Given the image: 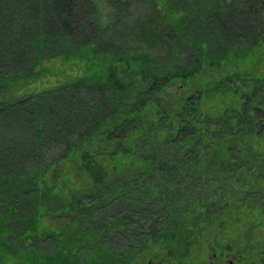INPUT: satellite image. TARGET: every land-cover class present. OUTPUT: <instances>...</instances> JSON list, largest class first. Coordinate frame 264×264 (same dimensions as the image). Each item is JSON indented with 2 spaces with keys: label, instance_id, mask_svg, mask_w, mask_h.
I'll use <instances>...</instances> for the list:
<instances>
[{
  "label": "trees",
  "instance_id": "trees-1",
  "mask_svg": "<svg viewBox=\"0 0 264 264\" xmlns=\"http://www.w3.org/2000/svg\"><path fill=\"white\" fill-rule=\"evenodd\" d=\"M262 182L264 0H0V264H264Z\"/></svg>",
  "mask_w": 264,
  "mask_h": 264
},
{
  "label": "rangeland",
  "instance_id": "rangeland-1",
  "mask_svg": "<svg viewBox=\"0 0 264 264\" xmlns=\"http://www.w3.org/2000/svg\"><path fill=\"white\" fill-rule=\"evenodd\" d=\"M55 82L56 80L52 81L51 79V83L56 84ZM176 89L179 90L178 85L173 86L171 89H169V91H177ZM260 187L262 193L254 200L258 210L263 212V214L260 212V215L264 216V182L260 184ZM52 222H54L56 225L58 223L56 221ZM239 230L240 227H235L232 231L229 227L225 226L222 229H216L214 231L215 234L220 235L221 239L217 241L219 246L228 242L231 243L233 249L230 251H221V249L215 247L214 244L209 246L206 256V259L209 260V264H257V261H253V259H247L243 253V250H238L239 238H242V234H244L243 231ZM249 232H251L250 234L252 235L251 240L254 239L259 245L264 243V225H261L260 223V226L253 228V230H250ZM227 235L230 237L228 238ZM150 264H162V262L160 260L154 262L152 261Z\"/></svg>",
  "mask_w": 264,
  "mask_h": 264
},
{
  "label": "flooded vegetation",
  "instance_id": "flooded-vegetation-1",
  "mask_svg": "<svg viewBox=\"0 0 264 264\" xmlns=\"http://www.w3.org/2000/svg\"><path fill=\"white\" fill-rule=\"evenodd\" d=\"M151 262H149L148 264H150Z\"/></svg>",
  "mask_w": 264,
  "mask_h": 264
}]
</instances>
